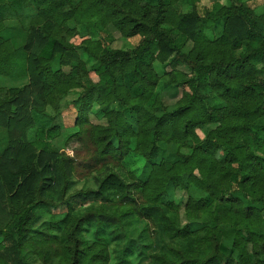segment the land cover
Returning <instances> with one entry per match:
<instances>
[{"label":"trees","instance_id":"16d2710c","mask_svg":"<svg viewBox=\"0 0 264 264\" xmlns=\"http://www.w3.org/2000/svg\"><path fill=\"white\" fill-rule=\"evenodd\" d=\"M179 1L83 0L66 9L70 0H0V74L29 77L24 88L0 89L7 135L0 150V264H29L34 252L53 245L69 264H110L113 243L118 264H131L130 255L145 257L151 246L147 224L137 235L129 229L143 215L162 247L149 264H264V13L232 0L221 14L202 15L191 0L192 9L178 14ZM74 19L88 35L69 27ZM220 20L222 34L214 37ZM108 25L141 40L130 50L103 39L94 45L92 35ZM78 48L98 66L88 69ZM156 62L191 71L170 72L167 85L183 96L159 116L150 110L162 106ZM73 87L83 89L71 103L75 136L92 142L96 162L108 167L96 190L70 193L74 161L55 141ZM46 112L52 125L38 126ZM90 115L108 126L92 125ZM170 145L177 150L168 168L159 157ZM178 189L202 193L188 199L186 226L169 199ZM139 201L141 211L115 207L138 208ZM193 221L204 226L194 230ZM223 228L234 234L229 254Z\"/></svg>","mask_w":264,"mask_h":264},{"label":"rangeland","instance_id":"374dc122","mask_svg":"<svg viewBox=\"0 0 264 264\" xmlns=\"http://www.w3.org/2000/svg\"><path fill=\"white\" fill-rule=\"evenodd\" d=\"M83 0H70L73 5L66 4V9L80 6L81 2ZM232 4V0H196L195 4L198 8L199 12L204 14H221L222 11H224L226 8L230 7ZM244 4L246 7L253 9L257 15H261L264 13V0H245ZM193 7V2L191 0H180L175 6L174 9L178 14H185L189 12ZM30 20H26V23H29ZM69 27L73 28V30L79 32L82 36L88 35L89 30L86 25H84V22H78L76 19L69 22ZM223 30V20H220L216 25V30L214 31L213 35L214 37H218L222 34ZM64 34V31L61 32ZM59 33L58 38L61 40H66L64 36H61ZM69 36V35H68ZM93 36V44L95 45V42L99 39H103L107 45L112 47L116 50H130L137 46V44L140 42L141 38L139 36L127 38L124 37L113 25H108L106 28H103L99 30L98 34H94ZM70 37V36H69ZM81 38H74V42L76 44L81 45L82 44ZM190 45L186 46V48H189ZM185 48V49H186ZM78 51L81 55L82 60L86 63L88 69H92L98 66V61L91 56H88L84 53V50L81 48H78ZM54 69H62L58 65H53ZM11 69V68H10ZM154 69L160 76V85L158 92L161 96L162 106L158 108H151V112L155 113L156 115H161L165 110H172L177 106V103L181 100L183 96L182 89L177 86H171L169 87L167 85V81L169 79L168 75L170 72L174 70H179L184 73H190V69L187 67H176L173 63H166L161 64L156 62L154 64ZM63 71L66 73L70 72L69 68H63ZM24 76L21 75H8L0 74V89L1 88H21L22 80H18L19 78H23ZM260 79L264 81V72L260 73ZM23 86V85H22ZM25 86V85H24ZM83 89L73 87V90L70 91L67 99H65L62 102L63 109H66L63 113V127L61 137L55 141V146L60 151L61 154L70 157L74 161V176H73V183L71 187L70 193L76 192V191H87V190H96L98 188V182L97 179L102 177L106 173V168L108 167V164H102L97 163L95 160L96 155V147L87 139L78 138L75 136V134L78 132V128H76L75 122H76V110L74 107H72L71 103L72 101H75L80 97L82 94ZM50 114L48 112L41 114V116L37 117V125H43V126H51L52 121L50 118ZM89 121L92 125L95 126H108V121L106 119H102L100 117H97L95 115L89 116ZM88 127V126H87ZM214 128V126H213ZM36 131V128L32 129L30 131V137L33 136L32 133ZM208 131V129L206 130ZM73 133V134H72ZM199 134L201 137H203L204 133L199 131ZM69 135H73L68 137ZM7 141V135L5 130L0 129V150L4 148V145L1 146V142ZM177 150V147L175 145H170L167 148V153H163L160 155L159 160H167L166 165L169 168L171 166L168 157L175 153ZM225 154L223 152H220L218 154L219 159H223ZM137 167L139 165L137 164ZM130 170V169H129ZM236 187V184H234ZM189 197L194 198H200L202 197V193H200L196 189H192L191 192H186L183 190H176L174 192L169 193V199L173 200L176 205L179 208V215H180V223L182 226L188 225L190 220L187 217L186 214V208H187V202ZM137 203V207L135 208L133 205H123L124 203L118 202L115 203L116 209H119V211L123 210H138L141 211L142 207L139 202ZM87 206H90L88 204ZM97 206H100L98 203ZM142 221H137L133 224V226H130V231H132L134 234L137 235L138 232L144 227L145 224L148 225L149 228V236L151 240L148 242V245L151 244L150 248L147 250V255L145 257H140L138 253H134L129 256L130 263L131 264H149L152 262V259L154 255L162 254V247L156 245L157 241V232L155 230L154 223L147 219L144 215L141 219ZM204 225H202L200 222H194L192 223V229H200ZM223 237H222V243L226 247L227 251L226 253L229 254L230 250L233 248V239L234 234L227 231L225 228H223ZM88 237V235H87ZM148 238V240L150 239ZM93 242V239L89 236L88 238ZM126 240L121 241L120 243L123 245V243ZM1 242V239H0ZM119 243V244H120ZM118 244L113 243V245L109 246V252H110V264H118V259L115 256V247H117ZM119 248V246H118ZM51 249V253L49 254V262L46 263L44 261V258L47 257L48 250ZM56 249V251H55ZM249 252L252 251L251 246L248 247ZM41 253L34 254L29 257V264H69L70 263V257L64 255L59 246H45L42 247L40 250ZM237 257V254H235Z\"/></svg>","mask_w":264,"mask_h":264},{"label":"crops","instance_id":"0c3cea01","mask_svg":"<svg viewBox=\"0 0 264 264\" xmlns=\"http://www.w3.org/2000/svg\"><path fill=\"white\" fill-rule=\"evenodd\" d=\"M18 80H22V81H24V82H22V84H21V88H24L26 85H28L29 84V77L28 76H24L23 78H19ZM23 85V86H22ZM25 85V86H24ZM1 89H20V88H13V87H10V88H6V87H4V88H1ZM32 135H33V133H32ZM31 137H33V136H31ZM5 144V142L4 141H2L1 142V146H3Z\"/></svg>","mask_w":264,"mask_h":264}]
</instances>
